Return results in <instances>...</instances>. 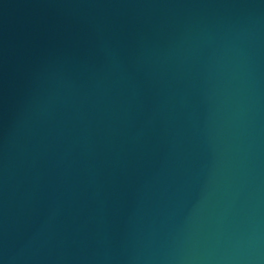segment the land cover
I'll list each match as a JSON object with an SVG mask.
<instances>
[{
	"label": "water",
	"instance_id": "95a60500",
	"mask_svg": "<svg viewBox=\"0 0 264 264\" xmlns=\"http://www.w3.org/2000/svg\"><path fill=\"white\" fill-rule=\"evenodd\" d=\"M0 264H264V0H0Z\"/></svg>",
	"mask_w": 264,
	"mask_h": 264
}]
</instances>
